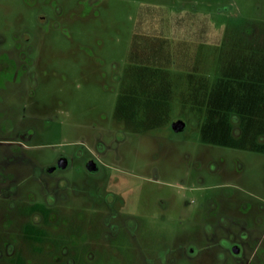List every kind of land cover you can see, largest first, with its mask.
<instances>
[{
	"label": "rangeland",
	"instance_id": "374dc122",
	"mask_svg": "<svg viewBox=\"0 0 264 264\" xmlns=\"http://www.w3.org/2000/svg\"><path fill=\"white\" fill-rule=\"evenodd\" d=\"M56 1L62 9L49 16L57 24L40 34L26 69L34 75L29 106L34 159L45 166L59 155L71 157L63 175L81 191L84 214L90 200L83 191L90 183L98 194L107 190L119 215L138 223L132 243L136 253L150 244L161 246L159 240L176 242L177 264H216L217 257L204 249L197 260L184 254L189 242L202 247L215 242L206 236L215 219H202L201 205L213 195L223 214L242 218L255 181L263 182L264 156L200 140L188 107L181 109L186 72L194 64L187 55L201 43L226 41L241 33L231 27L264 21V0H95L93 5L87 0ZM145 4L163 7L180 29L172 41L178 55L171 68L175 87L167 123L137 133L114 118V109L138 10ZM194 14L200 20L195 21ZM204 26L208 32L201 31ZM178 119L187 126L175 133L171 124ZM98 140L108 146L102 153L95 150ZM91 157L98 158L101 175L89 174L86 164Z\"/></svg>",
	"mask_w": 264,
	"mask_h": 264
},
{
	"label": "flooded vegetation",
	"instance_id": "af4514ba",
	"mask_svg": "<svg viewBox=\"0 0 264 264\" xmlns=\"http://www.w3.org/2000/svg\"><path fill=\"white\" fill-rule=\"evenodd\" d=\"M86 3L93 5L95 0ZM61 9L56 0H0V264H177L176 242L162 244L159 240L161 246L150 244L139 253L132 249L134 224L138 228V223L119 215L107 190L98 194L90 183L83 191L90 200L89 212L82 213L81 191L63 175L71 165L69 155H59L45 166L32 155L35 138L29 106L34 75L26 69L33 62L30 56L40 34L57 24L49 14ZM231 28L264 41V21ZM255 144L260 149L250 151L264 156V134ZM105 148L108 146L101 140L95 143L98 153ZM64 158L67 164L62 167ZM91 160L98 167L95 172L87 169L89 174L101 175L98 158L87 162ZM262 188L264 179L255 181L242 218L230 219L218 199L208 196L201 205V218L215 219L206 233L215 242L203 247L189 242L183 249L187 258L200 259L204 249L217 257L216 264L229 260L230 264H264ZM232 205L234 210V202Z\"/></svg>",
	"mask_w": 264,
	"mask_h": 264
},
{
	"label": "trees",
	"instance_id": "16d2710c",
	"mask_svg": "<svg viewBox=\"0 0 264 264\" xmlns=\"http://www.w3.org/2000/svg\"><path fill=\"white\" fill-rule=\"evenodd\" d=\"M193 16L195 21L200 20L197 14ZM173 19L161 6L139 7L128 66L119 78L121 85L114 109V118L130 131H151L167 123L175 87L171 68L178 55L172 41L180 29L176 18L174 23ZM203 20L207 21V16ZM204 27L201 31L208 32ZM242 76L232 87L233 80L218 78L212 84L196 69L187 71L188 89L182 95L181 109L184 112L188 107V115L196 121L203 143L260 149L255 141L264 134V84L255 81L254 75Z\"/></svg>",
	"mask_w": 264,
	"mask_h": 264
},
{
	"label": "crops",
	"instance_id": "0c3cea01",
	"mask_svg": "<svg viewBox=\"0 0 264 264\" xmlns=\"http://www.w3.org/2000/svg\"><path fill=\"white\" fill-rule=\"evenodd\" d=\"M230 29L241 33H234L233 37L226 41L219 38L213 42L207 41L205 42L207 46L201 43L188 53L190 64L194 63L190 66V70L196 69L199 74L208 77L212 84L218 78H223L225 81L233 80L232 87H236L235 82L242 78L243 74L254 75L255 81L260 80L261 84H264V41L253 39L246 30L244 32V30ZM187 87L186 80V92ZM262 92L264 93V90ZM189 117L191 122L196 124V121Z\"/></svg>",
	"mask_w": 264,
	"mask_h": 264
},
{
	"label": "water",
	"instance_id": "95a60500",
	"mask_svg": "<svg viewBox=\"0 0 264 264\" xmlns=\"http://www.w3.org/2000/svg\"><path fill=\"white\" fill-rule=\"evenodd\" d=\"M186 126H187V124L183 119H178V120L172 122V124H171V128H172L173 132H175V133L182 132L183 130H185ZM66 164H67V159L66 158L62 159L61 166L65 167ZM86 166L90 172H95L97 170V167H98L97 163L94 160L89 161Z\"/></svg>",
	"mask_w": 264,
	"mask_h": 264
}]
</instances>
